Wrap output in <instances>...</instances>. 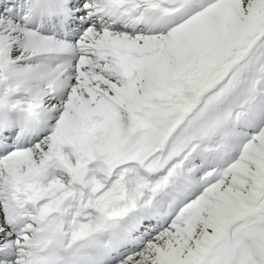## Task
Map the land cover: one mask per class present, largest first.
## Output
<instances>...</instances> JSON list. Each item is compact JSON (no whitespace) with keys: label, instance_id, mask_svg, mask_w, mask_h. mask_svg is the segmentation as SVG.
I'll use <instances>...</instances> for the list:
<instances>
[{"label":"snow or ice","instance_id":"snow-or-ice-1","mask_svg":"<svg viewBox=\"0 0 264 264\" xmlns=\"http://www.w3.org/2000/svg\"><path fill=\"white\" fill-rule=\"evenodd\" d=\"M0 264H264V0H0Z\"/></svg>","mask_w":264,"mask_h":264}]
</instances>
